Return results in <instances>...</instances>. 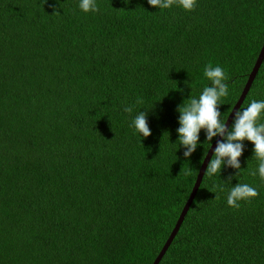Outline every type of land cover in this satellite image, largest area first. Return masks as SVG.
<instances>
[{
  "label": "trees",
  "instance_id": "obj_1",
  "mask_svg": "<svg viewBox=\"0 0 264 264\" xmlns=\"http://www.w3.org/2000/svg\"><path fill=\"white\" fill-rule=\"evenodd\" d=\"M79 2L0 0V264H152L210 148L202 129L184 157L178 106L210 85L211 63L229 76L227 118L264 42V0ZM252 99L264 57L238 109ZM140 110L147 138L131 126ZM243 143L240 169L203 173L157 264H264V180ZM237 183L259 195L235 209Z\"/></svg>",
  "mask_w": 264,
  "mask_h": 264
},
{
  "label": "clouds",
  "instance_id": "obj_2",
  "mask_svg": "<svg viewBox=\"0 0 264 264\" xmlns=\"http://www.w3.org/2000/svg\"><path fill=\"white\" fill-rule=\"evenodd\" d=\"M148 4L158 9H169L174 5L182 7L186 11H193L197 7V0H148ZM79 8L85 12H99L100 6L97 0H80ZM204 76L210 82L205 86L199 97L186 99L177 108L179 115V146H183L185 158L191 157L200 144V132L205 130L206 139L211 147L214 137L220 136L221 140L216 142L211 159L207 163L204 175L211 178L221 174L225 166L240 169V157L244 152V141L248 140L254 144V156L258 160V173L264 180V123L260 120L264 117V100L252 99L251 102L242 109L235 110L233 123L228 127L220 106L223 99L229 96V76L226 70L217 65L215 67L209 63L204 68ZM163 99V98H162ZM161 99V100H162ZM137 104L143 103L137 99ZM125 112L132 113L133 106H126ZM148 113L139 111L132 120L131 126L135 131L147 138L151 135V129L147 120ZM101 118V117H100ZM257 175L256 171L251 173ZM232 177L229 176L226 183H230ZM223 190V189H221ZM259 195L257 188L247 183H237L231 187L227 195L228 206L238 209L241 201H251Z\"/></svg>",
  "mask_w": 264,
  "mask_h": 264
},
{
  "label": "water",
  "instance_id": "obj_3",
  "mask_svg": "<svg viewBox=\"0 0 264 264\" xmlns=\"http://www.w3.org/2000/svg\"><path fill=\"white\" fill-rule=\"evenodd\" d=\"M263 57H264V42H263L262 47H261V49H260V52H259V54H258V56H257V59H256V61H255V64H254V66H253V68H252V70H251V72H250V74H249V76H248V78H247V80H246V83H245V85H244V88H243V90H242V92H241L239 98H238L237 101L235 102L233 108L231 109V111L229 112V114H228V116H227V118H226V119H228V120L226 121L227 126H229L231 120L233 119V114H234L235 110H237V109L239 108L241 102L243 101V99H244V97H245V94H246L247 90H248L249 87H250V84H251V82H252V79H253V77L255 76V74H256V72H257V70H258V67H259V65H260V63H261ZM221 138H222V137L217 136V137L214 139V141L212 142L211 147L209 148L207 154L205 155V157H204V159H203V161H202V164H201V166H200V168H199V171H198V174H197L196 180H195V182H194V185H193V187H192V190H191V192H190V194H189V197L187 198L185 204L183 205V208H182V210H181V212H180V214H179V217H178V219H177V222H176L175 226L173 227L172 231L170 232V234H169L168 238L166 239L165 243L163 244L161 250H160L159 253L157 254L156 258H155L154 261L152 262V264H157V263L159 262V260L161 259L162 255L164 254V252H165L166 249L168 248L170 242L172 241L173 237L175 236V234H176V232H177V230H178V227L180 226V224H181V222H182V219H183L185 213L187 212V210H188V208H189V205H190V203H191V201H192V199H193V197H194V195H195V193H196V191H197V189H198V186H199V184H200L201 178H202L203 173H204L205 166H206V164L208 163V160L210 159V156H211V154H212L213 151H214V148H215V146H216V142H217L218 140H221Z\"/></svg>",
  "mask_w": 264,
  "mask_h": 264
}]
</instances>
